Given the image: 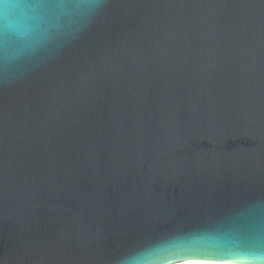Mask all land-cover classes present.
Listing matches in <instances>:
<instances>
[{
  "label": "water",
  "instance_id": "water-1",
  "mask_svg": "<svg viewBox=\"0 0 264 264\" xmlns=\"http://www.w3.org/2000/svg\"><path fill=\"white\" fill-rule=\"evenodd\" d=\"M264 264V0H0V264Z\"/></svg>",
  "mask_w": 264,
  "mask_h": 264
},
{
  "label": "bare ground",
  "instance_id": "bare-ground-1",
  "mask_svg": "<svg viewBox=\"0 0 264 264\" xmlns=\"http://www.w3.org/2000/svg\"><path fill=\"white\" fill-rule=\"evenodd\" d=\"M207 264H214V263H207Z\"/></svg>",
  "mask_w": 264,
  "mask_h": 264
}]
</instances>
